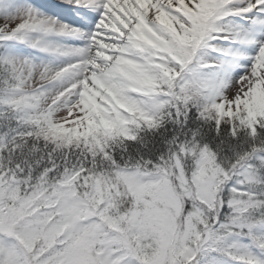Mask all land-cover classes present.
Segmentation results:
<instances>
[{"label":"snow or ice","instance_id":"snow-or-ice-1","mask_svg":"<svg viewBox=\"0 0 264 264\" xmlns=\"http://www.w3.org/2000/svg\"><path fill=\"white\" fill-rule=\"evenodd\" d=\"M0 264H264V0H0Z\"/></svg>","mask_w":264,"mask_h":264}]
</instances>
